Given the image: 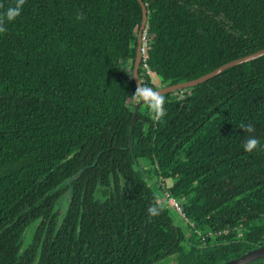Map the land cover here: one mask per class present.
<instances>
[{
  "label": "trees",
  "instance_id": "1",
  "mask_svg": "<svg viewBox=\"0 0 264 264\" xmlns=\"http://www.w3.org/2000/svg\"><path fill=\"white\" fill-rule=\"evenodd\" d=\"M142 1L139 79L157 90L151 74L172 86L264 49V0ZM142 21L138 0H26L6 21L0 264H222L264 245V56L164 94L156 121L128 101Z\"/></svg>",
  "mask_w": 264,
  "mask_h": 264
},
{
  "label": "clouds",
  "instance_id": "2",
  "mask_svg": "<svg viewBox=\"0 0 264 264\" xmlns=\"http://www.w3.org/2000/svg\"><path fill=\"white\" fill-rule=\"evenodd\" d=\"M25 2L26 0H16L15 6L9 7L4 13L0 14V33L7 31L5 27L6 21L12 22L21 15L22 7ZM0 7H2V5H0ZM77 18L82 19V16H78ZM144 35H146V33L143 34V37ZM128 101L134 106L143 105L148 110L149 115L156 121H160L165 115L164 95H161L160 91L156 88L143 84L139 79L136 84L135 91L128 96ZM240 129L247 133L254 132V128L251 124L245 125L242 123L240 125ZM259 144V140H257L254 136H249L243 144V149L245 152L251 153L258 147ZM147 212L150 218L156 217L160 214V208L153 204L148 207Z\"/></svg>",
  "mask_w": 264,
  "mask_h": 264
},
{
  "label": "water",
  "instance_id": "3",
  "mask_svg": "<svg viewBox=\"0 0 264 264\" xmlns=\"http://www.w3.org/2000/svg\"><path fill=\"white\" fill-rule=\"evenodd\" d=\"M138 1L140 2L141 7L143 9V21H142L140 31L138 33L137 56H136L135 67H134V79H135L136 84H137L138 79H139V69H140V66L142 64V58H143L142 37H143L144 31L146 29L147 20H148V11H147L146 4L142 0H138ZM262 56H264V49L254 53V54L242 57V58L234 60V61H231V62H229L225 65H222L221 67L215 69L211 73L206 74L204 76H201V77L194 79L192 81L182 82V83H178L176 85L162 87V88L158 89V91H160L161 95H164L167 93H172L175 91L194 87L196 85H199L201 83L206 82L207 80H210L211 78L221 74L222 72H224V71H226L232 67H235V66H238L240 64L255 60V59L262 57ZM138 107H140V105H138ZM136 113H137V111H136ZM168 206L170 208H172L171 205H168ZM263 259H264V245L260 246L256 249L248 251L247 253H245L244 255H242L241 257H239L237 259H232V260L224 262L222 264H253V263L260 261V260H263Z\"/></svg>",
  "mask_w": 264,
  "mask_h": 264
},
{
  "label": "built area",
  "instance_id": "4",
  "mask_svg": "<svg viewBox=\"0 0 264 264\" xmlns=\"http://www.w3.org/2000/svg\"><path fill=\"white\" fill-rule=\"evenodd\" d=\"M143 41H144V45H143V51H142V54H143V58H142V63H144V68L146 70H148V65L147 63L145 62V59H144V53H145V44L147 42V36L144 35L143 37ZM149 71V70H148ZM150 72V71H149ZM162 186L165 188V191H162V195H161V199L167 203H169V205L172 206V208L179 214L180 216V219L181 217L186 220V215L185 213L183 212L179 202L177 200H175L173 197H171V194L169 193L168 189H169V186H167V183L163 182ZM187 224V220L185 222ZM229 233V231H224V232H217V233H213V232H210L209 235H213V234H216V235H221V234H227Z\"/></svg>",
  "mask_w": 264,
  "mask_h": 264
},
{
  "label": "rangeland",
  "instance_id": "5",
  "mask_svg": "<svg viewBox=\"0 0 264 264\" xmlns=\"http://www.w3.org/2000/svg\"><path fill=\"white\" fill-rule=\"evenodd\" d=\"M147 46H148V43L146 42L145 47H147ZM143 69H144V67H143ZM148 73H149V71H148ZM151 77H152L153 83L157 86V88L160 89V88L164 87V85L160 81V78L157 75L151 74ZM171 185H172V181H167V186L170 187ZM170 209L172 210V215L174 216L176 223L177 224H184L185 225V222L182 221L183 218L181 217V219H180V217L177 215L176 211L173 208H170Z\"/></svg>",
  "mask_w": 264,
  "mask_h": 264
},
{
  "label": "bare ground",
  "instance_id": "6",
  "mask_svg": "<svg viewBox=\"0 0 264 264\" xmlns=\"http://www.w3.org/2000/svg\"><path fill=\"white\" fill-rule=\"evenodd\" d=\"M145 59V58H144Z\"/></svg>",
  "mask_w": 264,
  "mask_h": 264
}]
</instances>
